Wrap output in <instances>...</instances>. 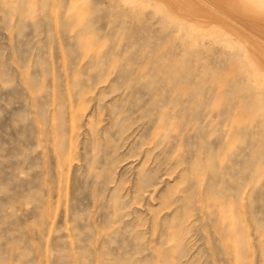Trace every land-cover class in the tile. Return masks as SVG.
<instances>
[{
    "label": "rangeland",
    "instance_id": "rangeland-1",
    "mask_svg": "<svg viewBox=\"0 0 264 264\" xmlns=\"http://www.w3.org/2000/svg\"><path fill=\"white\" fill-rule=\"evenodd\" d=\"M190 1L0 0V264H264V19Z\"/></svg>",
    "mask_w": 264,
    "mask_h": 264
},
{
    "label": "bare ground",
    "instance_id": "bare-ground-1",
    "mask_svg": "<svg viewBox=\"0 0 264 264\" xmlns=\"http://www.w3.org/2000/svg\"><path fill=\"white\" fill-rule=\"evenodd\" d=\"M174 1V0H173ZM241 0H235V1H233V2H231V4H230V6L232 7V8H235V10H239V11H241L242 12V14H244L245 16H247V17H253V18H255V17H257V18H263L264 19V5L261 3V0H242V2H240ZM207 2V1H206ZM216 2L217 3H219V4H225L226 3V0H216ZM199 3V2H198ZM244 4V5H246V6H240V5H242V4ZM182 5V6H181ZM180 6L183 8V7H185V6H190L191 7V9L193 10V8H195V7H192L193 6V4L191 3V1L190 0H180ZM179 7V6H178ZM206 7H208V6H206ZM205 7V8H206ZM238 7H239V9H238ZM248 7L250 8V9H254V10H250V12H249V9H248ZM180 8V7H179ZM188 8V7H187ZM186 8V9H187ZM209 8V7H208ZM208 8H206V10L208 9ZM211 8V7H210ZM186 9H185V11H186ZM211 10V9H210ZM188 11H191V10H188ZM187 11V12H188ZM194 11V10H193ZM204 11H205V9H204ZM203 11V12H204ZM190 13V12H189ZM191 13H193V12H191ZM196 14V13H195ZM201 14H203V13H201ZM193 15V14H192Z\"/></svg>",
    "mask_w": 264,
    "mask_h": 264
}]
</instances>
